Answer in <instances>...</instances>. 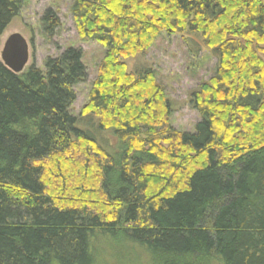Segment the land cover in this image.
<instances>
[{"label":"trees","instance_id":"obj_1","mask_svg":"<svg viewBox=\"0 0 264 264\" xmlns=\"http://www.w3.org/2000/svg\"><path fill=\"white\" fill-rule=\"evenodd\" d=\"M23 2L0 0V37ZM70 12L105 49L78 117L79 49L20 75L0 62V264H92L97 233L156 264H264V0H73ZM42 21L52 36L57 18ZM161 33L216 60L189 97L192 134L169 125L175 105L136 61ZM51 181L90 203L99 185L117 207L71 206Z\"/></svg>","mask_w":264,"mask_h":264},{"label":"rangeland","instance_id":"obj_2","mask_svg":"<svg viewBox=\"0 0 264 264\" xmlns=\"http://www.w3.org/2000/svg\"><path fill=\"white\" fill-rule=\"evenodd\" d=\"M72 3L73 0H24L19 14L9 23L0 37V53L7 38L19 34L28 45V63L25 70L35 66L44 71L48 59L58 58L70 47L79 49L82 52L86 78L73 88L75 101L69 110L72 116L78 117L89 102L92 86L102 75L100 71L105 58V49L93 39L79 37L70 12ZM47 12H52L58 20V27L52 36H47L42 31L47 25L42 21ZM205 51L190 55L179 35L167 37L165 33H161L148 50L136 60L152 70L155 83L164 90L165 99L175 105L168 122L177 132L192 134L200 121L198 113L190 106L189 97L192 91L201 84L207 83L214 75L216 60ZM132 61H127L126 64L129 66ZM115 142L114 139L113 143ZM73 155L71 153L70 157H74ZM48 165L51 166V163ZM59 184L58 181L49 182L47 193L51 194L53 191L55 197L59 194L62 197L60 191L56 192ZM97 189V196L92 198L98 200H93L94 202L91 203L81 201L82 199H78L73 191L72 196L75 198L71 196L58 197V199L62 201L64 198L71 206L87 205V209L92 212L102 211L103 213H98L103 214L101 217H110V208L117 207V204L112 201L113 197H110L109 201L108 197L101 193L99 185ZM122 225L123 222L117 229L124 227ZM91 252L92 264H148V259L150 264H156L152 257L146 255L143 247L129 246L124 242L117 245L107 234L102 233H97L91 241Z\"/></svg>","mask_w":264,"mask_h":264},{"label":"water","instance_id":"obj_3","mask_svg":"<svg viewBox=\"0 0 264 264\" xmlns=\"http://www.w3.org/2000/svg\"><path fill=\"white\" fill-rule=\"evenodd\" d=\"M0 62L14 75L24 72L28 63V45L19 34L7 38L0 53Z\"/></svg>","mask_w":264,"mask_h":264}]
</instances>
